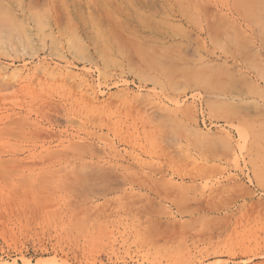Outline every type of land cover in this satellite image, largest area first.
I'll return each instance as SVG.
<instances>
[{
	"label": "rangeland",
	"instance_id": "1",
	"mask_svg": "<svg viewBox=\"0 0 264 264\" xmlns=\"http://www.w3.org/2000/svg\"><path fill=\"white\" fill-rule=\"evenodd\" d=\"M0 264H264V0H0Z\"/></svg>",
	"mask_w": 264,
	"mask_h": 264
},
{
	"label": "bare ground",
	"instance_id": "2",
	"mask_svg": "<svg viewBox=\"0 0 264 264\" xmlns=\"http://www.w3.org/2000/svg\"><path fill=\"white\" fill-rule=\"evenodd\" d=\"M144 1H145V0H144ZM109 59H110V58H109ZM194 76H195V75H194ZM196 78H197V77H196ZM196 78H195V79H196ZM199 78H201V77L199 76ZM200 81H201V80H200ZM40 130H41V129H40ZM74 145H75V143H74Z\"/></svg>",
	"mask_w": 264,
	"mask_h": 264
}]
</instances>
